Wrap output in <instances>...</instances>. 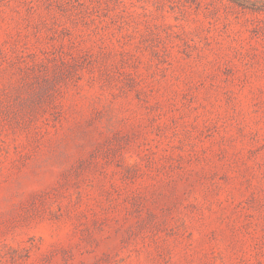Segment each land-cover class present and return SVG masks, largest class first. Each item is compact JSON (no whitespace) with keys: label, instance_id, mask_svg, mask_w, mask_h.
I'll use <instances>...</instances> for the list:
<instances>
[{"label":"rangeland","instance_id":"1","mask_svg":"<svg viewBox=\"0 0 264 264\" xmlns=\"http://www.w3.org/2000/svg\"><path fill=\"white\" fill-rule=\"evenodd\" d=\"M0 264H264V0H0Z\"/></svg>","mask_w":264,"mask_h":264}]
</instances>
